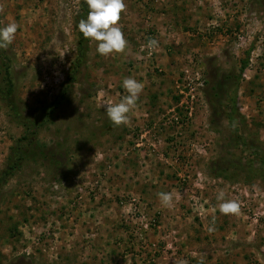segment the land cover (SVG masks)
Masks as SVG:
<instances>
[{"label":"rangeland","instance_id":"1","mask_svg":"<svg viewBox=\"0 0 264 264\" xmlns=\"http://www.w3.org/2000/svg\"><path fill=\"white\" fill-rule=\"evenodd\" d=\"M125 3V53L84 38L46 116L76 56L79 0H0V28L19 25L0 49V264H264V0ZM5 66L31 135L2 97ZM129 77L144 88L116 126L103 105ZM11 147L22 159L2 176ZM220 191L238 213L220 212Z\"/></svg>","mask_w":264,"mask_h":264},{"label":"clouds","instance_id":"2","mask_svg":"<svg viewBox=\"0 0 264 264\" xmlns=\"http://www.w3.org/2000/svg\"><path fill=\"white\" fill-rule=\"evenodd\" d=\"M89 11L86 19L79 21V30L85 39L97 42V52L102 56H109L113 53L123 54L128 48V40L119 26L122 13L127 10L125 0H85ZM3 6H0V12ZM19 25L15 22L8 23L0 28V49H7L13 43ZM147 47L154 50L158 47V41L150 39ZM125 95L118 103L108 102L103 105L110 121L116 125H126L129 122V113L135 107L144 84L134 78L123 80ZM161 203L168 207L173 203L172 193H159ZM225 193L220 191L217 200L224 201ZM223 214H236L240 205L235 200H227L219 205Z\"/></svg>","mask_w":264,"mask_h":264},{"label":"trees","instance_id":"3","mask_svg":"<svg viewBox=\"0 0 264 264\" xmlns=\"http://www.w3.org/2000/svg\"><path fill=\"white\" fill-rule=\"evenodd\" d=\"M79 3H80V13L78 17L81 20L83 17H85V15H87L89 8L87 4L85 3V0H79ZM84 56H85V41L78 27L75 59L71 67L69 68L64 80L61 82L60 88L56 96L47 105V107L45 108V112H43V114L48 116L60 102L65 100L68 90L71 88V85L75 79V75L78 71V68L84 60ZM244 68H245V62L243 61L240 64L239 70L241 71ZM3 79L5 82V87L2 89V97L4 98V101L10 110V114L16 121H18L21 124L24 132L26 134L30 132V135H31V132L38 126V123H36L35 118L28 119L26 116H22V115L20 116V112L18 111L14 103L9 99L12 84H11L10 78L8 77L6 66H5L4 73H3ZM233 100H234V96L227 97V102H229V108H228L229 113L228 115H226V119L230 124H232V121H233L232 119V114L234 112ZM21 159H22V155L20 154L19 149L17 147H11L10 154L8 155V163L6 167L3 169V171H1V175L6 176L10 174L12 169H14L18 165Z\"/></svg>","mask_w":264,"mask_h":264}]
</instances>
